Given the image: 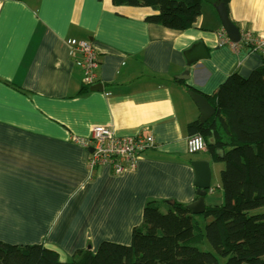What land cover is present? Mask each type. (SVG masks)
Masks as SVG:
<instances>
[{"label":"crops","instance_id":"crops-1","mask_svg":"<svg viewBox=\"0 0 264 264\" xmlns=\"http://www.w3.org/2000/svg\"><path fill=\"white\" fill-rule=\"evenodd\" d=\"M216 3L203 0L194 26L175 31L146 22L157 13L149 7L111 0H0V242L43 245L62 262L102 242L130 245L147 202L198 198L196 161L211 169L205 206L222 202L223 163L207 149L186 150L187 126L200 117L188 91L212 96L231 73L248 77L264 47L232 48ZM227 12L240 34L264 39V0H230ZM69 40L97 51L92 85L83 84ZM197 42L208 57L180 79L184 52ZM94 125L152 136L154 146L122 174L90 170L92 150L72 138Z\"/></svg>","mask_w":264,"mask_h":264},{"label":"trees","instance_id":"trees-1","mask_svg":"<svg viewBox=\"0 0 264 264\" xmlns=\"http://www.w3.org/2000/svg\"><path fill=\"white\" fill-rule=\"evenodd\" d=\"M203 0H111L114 6L149 7L145 18L170 30L192 28ZM230 0H217L227 8ZM199 93V92H197ZM215 109L204 124L187 126L200 135L220 171L222 202L192 215L185 205L149 201L130 245L102 242L78 250L68 262L43 245L0 242V264H264V63L246 78L231 73L212 96ZM213 140L211 143L210 140ZM217 150L223 151L221 157ZM197 216L210 219L202 229ZM204 241L212 252L203 248Z\"/></svg>","mask_w":264,"mask_h":264},{"label":"built area","instance_id":"built-area-1","mask_svg":"<svg viewBox=\"0 0 264 264\" xmlns=\"http://www.w3.org/2000/svg\"><path fill=\"white\" fill-rule=\"evenodd\" d=\"M225 41H222V44ZM74 53L79 54L75 64L83 72V84L92 85L99 66L98 53L91 42L87 40L67 41ZM232 48H246L256 52L264 47V39L253 37L250 33H242L238 43H229ZM73 143L82 148L92 150L88 160L90 170L107 166L114 174H122L127 168H135L139 157L146 150L154 146L152 136H125L117 137L105 126L94 125L86 137L72 138ZM186 150L195 154L206 150V144L199 135H191L186 140Z\"/></svg>","mask_w":264,"mask_h":264},{"label":"water","instance_id":"water-1","mask_svg":"<svg viewBox=\"0 0 264 264\" xmlns=\"http://www.w3.org/2000/svg\"><path fill=\"white\" fill-rule=\"evenodd\" d=\"M215 7L226 36L231 42L238 43L241 39V34L238 28L230 21L227 8L222 3L216 4ZM184 56L187 67L180 79H186L188 77V71L191 65L199 60L207 59L208 53L204 48L203 43L197 42L184 52ZM188 95L200 112V117L198 120L199 123L201 125L206 123L213 116L215 109L202 95L198 94L196 91L190 89L188 91ZM210 142L212 143L213 140L211 139ZM217 154L219 157H221L223 151L217 150ZM191 167L194 171V186L197 188L196 194L198 198L186 207L192 215H202L205 211V195L207 190L210 188L211 169L209 163L206 161L191 162Z\"/></svg>","mask_w":264,"mask_h":264},{"label":"rangeland","instance_id":"rangeland-1","mask_svg":"<svg viewBox=\"0 0 264 264\" xmlns=\"http://www.w3.org/2000/svg\"><path fill=\"white\" fill-rule=\"evenodd\" d=\"M221 167H223V165ZM196 218L200 222V225H201V227H202L203 230L205 228V225L210 222V219L209 218L208 219H205V218L199 217V216H197ZM203 248L205 250H207V251L212 252L211 247L209 246V244L206 241H204ZM219 263L220 264H223L224 263V260L220 259Z\"/></svg>","mask_w":264,"mask_h":264}]
</instances>
